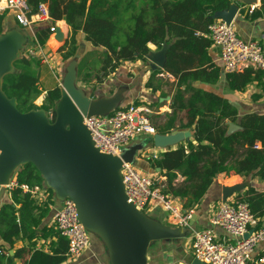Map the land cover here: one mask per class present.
<instances>
[{"label":"trees","instance_id":"trees-1","mask_svg":"<svg viewBox=\"0 0 264 264\" xmlns=\"http://www.w3.org/2000/svg\"><path fill=\"white\" fill-rule=\"evenodd\" d=\"M28 2L34 11L45 2L52 22L65 20L71 28L70 36L60 49L65 59L78 55L83 43L101 50L102 65L96 70L99 85L123 62L146 61L152 51L150 44L159 48L167 46L164 67L156 69L153 74L162 71L178 79L171 117L174 118L178 111H185L187 123L179 128L190 129L193 139L175 149L169 148L150 162L167 177L164 193L181 198L186 210L201 202L207 192L204 182L210 176L234 171L264 180V113L242 112L228 98L192 85L197 81L212 85L220 78L221 68L210 55L213 42L200 33L207 32L214 21L212 16L229 8L233 0ZM51 24L48 21L34 24L33 44H46L51 35ZM17 25L15 28L25 30L18 22ZM10 28L13 29L7 23L6 13H0V36ZM82 34L85 35L83 39ZM88 64L84 55L79 67L81 71L82 65L86 67L85 79L92 78L95 72L87 67ZM13 65L15 71L3 77L4 93L9 99H16L21 112L43 110L54 123L56 104L62 91L59 85L44 91L41 89L42 60L23 54ZM229 78L233 91L243 90L257 80L262 92L253 95V99L258 100L264 95V70L248 69L233 73ZM41 97L43 100L39 105L37 101ZM228 122L237 124L240 129L229 133ZM257 144L261 147L256 148ZM178 173L185 177L182 183L176 182ZM16 182L17 185L10 189L11 201L0 205V264H16L15 258H20L24 264H64L68 240L55 224L49 223L56 204L54 189L48 186L33 163L21 166ZM22 185L31 189L40 186L45 189L46 196L39 198L31 190L25 191ZM240 199L249 203L255 216L264 214V192L251 186ZM10 250H15L14 256L10 255ZM263 256L261 253L257 260Z\"/></svg>","mask_w":264,"mask_h":264},{"label":"crops","instance_id":"crops-1","mask_svg":"<svg viewBox=\"0 0 264 264\" xmlns=\"http://www.w3.org/2000/svg\"><path fill=\"white\" fill-rule=\"evenodd\" d=\"M231 5L237 9L233 24L240 37L246 41H258L264 44V0H256L253 3H247L246 0H233ZM250 5L256 6L254 13L249 11ZM4 13H6L8 25L12 28L18 27L13 13L8 10L4 11ZM58 24L66 32V36L69 37L71 28L67 22L60 20ZM24 31L30 36L31 40L34 39L35 29L33 27L32 29H25ZM84 37L85 35L82 34L81 38L83 39ZM55 40V36L51 35L45 44V51L49 53L51 59L50 62H42L40 85L43 91L57 85L60 86L61 91H65L67 90L65 85L72 84L76 89L84 91L85 95L92 101H97L100 98L112 99L118 95L120 96L118 108L128 106L131 103L149 107L151 110V120L159 134L169 135L174 130H190L188 128H179L181 124L187 123L185 111H178L174 115V118L171 117V113L173 112V96L177 89L178 79L167 72L161 71L153 74L156 69H163L165 56L161 66L155 64V60L166 52L167 46L159 48L154 44H150L152 51L147 56L146 61L123 62L116 72L111 73L99 85L95 76L85 79L83 72L87 71V69L84 67L81 71L79 67V62L86 53V51H83V48L90 50L94 49V47L90 43H83L78 55L65 59L61 56L60 52L55 51L51 47L54 43H57ZM210 55L213 61L221 68V75L218 82L209 85L197 81L192 84L193 87L207 89L228 98L242 112L264 113V95L258 100L253 99V95L262 92L258 81L251 82L243 90H231L229 78L231 74L224 72L220 47L213 44L210 49ZM72 64L75 65L74 71L70 70ZM149 81L151 85L148 84ZM182 88L184 89L185 86H182ZM42 100L43 97L37 103L40 105ZM60 101L57 102L56 108H58ZM170 128L172 129L170 130ZM191 139H193V132ZM183 142L186 143V140L168 147H159L154 143V136L144 135L134 139L124 150L131 151V163L143 174L149 175L156 180L157 185L163 187L162 190L164 192L167 177L160 168L152 167L150 159L159 158L163 152L169 148L175 149ZM20 168L11 176L9 184L0 197V205L11 201L10 189L12 187L9 185L16 181V174ZM184 180L185 177L178 173L176 182L182 183ZM237 185L240 189L229 196L226 201L230 202L244 197L245 192L251 186L258 191L264 192V180L258 177H249L237 174L234 171L230 173L222 172L215 176H210L204 182V186L207 189L205 196L199 204L191 209L194 219L189 227L174 224V219L160 205L150 207L146 211V216L161 226L160 231L163 236L150 241L145 254L146 264H194L195 255L191 243L193 231L195 230L213 228L219 238H225L226 233L224 230L211 224L210 215L213 210L224 202V187ZM41 191L37 194V197L44 198L46 196L45 189L42 188ZM180 201L183 204V200L181 199ZM61 205L62 200L56 196V204L52 208V215L49 220L50 225L55 224L54 215ZM89 232L91 234L89 248L85 250L78 260L65 261L64 264H115L112 250L103 235L91 230ZM0 242H2L1 238ZM9 253L11 256H14L15 250H10ZM261 253H264V241L258 244L253 255V260L248 264H264L259 263V260H257ZM15 262L16 264H24L20 258H15Z\"/></svg>","mask_w":264,"mask_h":264},{"label":"water","instance_id":"water-1","mask_svg":"<svg viewBox=\"0 0 264 264\" xmlns=\"http://www.w3.org/2000/svg\"><path fill=\"white\" fill-rule=\"evenodd\" d=\"M255 1L246 0L247 3ZM236 12V7L230 5L212 17L231 24ZM55 38L66 41L68 37L57 27ZM25 42L27 38L19 28L0 36V197L13 173L22 165L33 163L48 186L55 190L56 196L62 201L67 197L74 200L88 231L101 234L88 222H100L114 228L115 252L119 256V262L113 257L115 264H146L147 246L152 239L163 234L158 223L127 201L120 170L124 161L131 162L132 153L124 150L120 157L101 153L83 124L84 115L106 116L117 109L120 96L92 101L84 91L67 84L68 91H62L54 123L48 120L43 110L21 112L16 99H9L4 93L2 82L6 74L15 71L13 63L21 56ZM166 53L167 48L162 56L156 58L155 64L161 66L164 56L166 60ZM74 68L72 64L70 70L74 71ZM228 123L229 133L240 129L237 124ZM177 136L176 141L170 140ZM191 137L190 130H174L169 135L157 133L154 143L159 147H168ZM108 165L114 169L113 185H108L104 178L103 168ZM48 177L66 183L69 191L61 193ZM239 189L238 185L224 187L223 201ZM193 219L194 216L190 223ZM194 264L204 262L195 258Z\"/></svg>","mask_w":264,"mask_h":264},{"label":"built area","instance_id":"built-area-1","mask_svg":"<svg viewBox=\"0 0 264 264\" xmlns=\"http://www.w3.org/2000/svg\"><path fill=\"white\" fill-rule=\"evenodd\" d=\"M255 5L249 6L253 12ZM11 11L18 24L31 28L35 23L50 21L51 35H56L58 21L52 22L48 4L40 3L36 11L28 0H0V13ZM64 31V30H63ZM65 32V31H64ZM220 47L224 72L241 73L248 69L264 70V44L258 41H246L237 33L233 23L223 19H214L208 31L200 33ZM50 35V36H51ZM66 35V32H65ZM56 39V38H55ZM57 40V39H56ZM28 57L50 62V55L45 45L35 44ZM151 110L145 105L131 103L115 109L106 116H83V124L90 131L95 147L101 152L120 157L124 148L139 136L158 133L151 120ZM256 148L261 145L257 144ZM2 151L0 149V155ZM128 203L146 213L153 205H160L174 220V224L189 227L193 211L184 209L181 199L163 192L151 176L143 174L133 163L123 162L120 170ZM14 181L9 186L14 187ZM25 191L31 190L36 195L42 192L40 186L30 188L22 185ZM210 222L224 230L226 237L221 239L213 228L193 231L192 249L195 258L204 264H248L253 260L259 243L264 241V214L254 215L248 202L236 199L226 201L212 211ZM54 223L61 234L68 240L66 261H76L91 244V234L80 219L79 210L73 199L67 197L56 210ZM264 263V258L259 260Z\"/></svg>","mask_w":264,"mask_h":264},{"label":"bare ground","instance_id":"bare-ground-1","mask_svg":"<svg viewBox=\"0 0 264 264\" xmlns=\"http://www.w3.org/2000/svg\"><path fill=\"white\" fill-rule=\"evenodd\" d=\"M63 23V22H61ZM56 41V40H55ZM179 138V136L174 137V138H170L171 141H176ZM103 173H104V178L105 181L108 185H113L115 183V176H114V169L111 166H105L103 168ZM49 181L51 182V184L55 185L56 187H58L60 189L61 193H65V191H69V186L60 181V180H56L53 179L51 177H48ZM88 225L91 228H95L96 230H98L99 232H101V234L103 235L104 239L107 241V243L109 244L111 250H112V255L115 258V260L119 262V256L118 253L115 252V243H114V232H113V227H109L106 226L103 223L100 222H88Z\"/></svg>","mask_w":264,"mask_h":264},{"label":"rangeland","instance_id":"rangeland-1","mask_svg":"<svg viewBox=\"0 0 264 264\" xmlns=\"http://www.w3.org/2000/svg\"><path fill=\"white\" fill-rule=\"evenodd\" d=\"M28 29H30V28H28ZM19 30H21V29H19ZM21 31L24 32V35L27 38V42L23 43L24 45H23V47L21 49V55L25 54V55L29 56L30 55V51L34 50L36 48V46H35V44L32 43V40L30 39V36L26 33V31H24V30H21ZM56 42L57 43H54L53 46H51V47H53L55 51L60 52L61 56L64 57V52H62L60 49L64 45L65 41L56 40ZM65 51L67 52L68 49L65 50ZM83 51H86V53H85L86 61L87 60L89 61V64H88L87 67L89 69H92V71H95L94 72V76L96 77L98 75V73H99L96 70H99L101 68V65H102L101 64V60H102L101 50L100 49H95V48L94 49H90V50H88V49L86 50V49L83 48ZM82 69H83V65H82ZM54 72H56V71H54ZM45 115H47V114H45ZM46 117L49 120L48 115ZM145 142H147V141H145ZM55 194H56V192H55Z\"/></svg>","mask_w":264,"mask_h":264}]
</instances>
